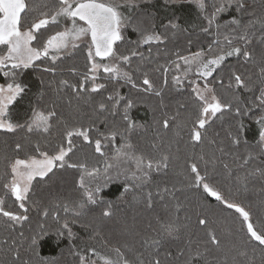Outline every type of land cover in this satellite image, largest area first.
Masks as SVG:
<instances>
[{
    "label": "trees",
    "instance_id": "obj_1",
    "mask_svg": "<svg viewBox=\"0 0 264 264\" xmlns=\"http://www.w3.org/2000/svg\"><path fill=\"white\" fill-rule=\"evenodd\" d=\"M28 2L34 11L27 16L22 15L25 28L40 18L42 11L48 10L43 5L51 7L57 0ZM194 2L195 0H166V3L162 0H140L139 8L134 10L133 20L142 21L139 23L141 28L154 25L155 31L165 38L164 43L137 45L140 36L129 27L124 31L126 39L115 45L118 55H130L134 50L143 53L144 59L140 56L131 57L130 63L121 64V67L132 73L138 88L145 87L142 80L143 74L147 73L157 90L163 88L161 96H156L152 91H138L123 81L118 83L102 70L96 73L97 79L94 82L89 80L86 83L85 91L74 90L71 85L78 89L84 75H90V64L86 56L87 43L80 44L70 55L62 56L55 65L45 59L43 63L38 61L37 66L24 72L21 79L26 88H36L28 93L31 95L25 103V106L29 105V109L24 123L31 119L34 109L45 113L55 111L56 116L50 121L52 127L48 133H27L26 129H19L15 133L0 131V197L5 199L6 210L22 211L10 193L4 195L7 191L4 184L11 179L9 165L13 159L32 155L40 158L35 150L37 144L40 151H47L52 155L58 146L67 147L66 129L87 126L93 122L103 133L124 132L128 127L123 119L125 101H121L115 116L97 110L99 102H106V97L118 90L125 100L132 101L133 106L128 109V116L135 124L130 141L136 153L154 161H160L167 156L168 168L153 172L152 182L144 191L125 192L122 180L110 182L99 194L101 203L88 205L78 217L71 213L65 214L61 210V221L64 218L77 220V223L71 225L73 233H86L88 238H100L110 248H120L125 257L134 264L137 261L147 264L153 255L161 259V264H185L193 252L204 253L206 264H264V246L249 239L241 224V218L234 209H228L202 187L193 186L194 174L189 167L191 163H197L201 174L207 176L210 186L220 191L228 200L240 203L250 211L258 230L264 227V144L259 142V125L255 122L258 110L248 115L242 113L240 116L234 111L240 106L236 102L237 95L246 106L254 94L244 89L234 91L228 86L231 74L235 72L242 77L250 76L256 82L258 94L259 64L264 59V42H261L260 37L264 35V26L256 23L249 29L248 35L252 44L248 50L253 53L251 60L245 62L243 57H230L209 78L210 86L215 89L222 103L231 102L233 108L208 119L206 128L201 130L203 140L197 143L190 139V133L199 114L201 102L197 100L187 81L183 85L174 86L173 75L181 73H176L174 69L166 74L157 70L161 65H170L176 59L175 53L189 55L201 49L206 50L212 43L214 35L201 31V27L206 24L202 14L193 17L180 11L183 6L190 7ZM205 2L208 3V0ZM249 3L255 15H245L244 21L264 19V0H249ZM232 15L237 13L231 11L222 15L221 20ZM169 21L178 23L182 30H166L165 26ZM64 27L63 23L50 24L46 30H42L41 41ZM52 66L57 69L55 73L42 70ZM165 79L168 81L166 87ZM187 79L197 78L189 75ZM217 79H222L223 85L217 83ZM62 81H68L69 86H65ZM197 81L201 83L199 79ZM3 82L0 79V83ZM93 83H104L106 88L92 93ZM232 83L234 85V80ZM25 100L26 96L22 102L19 99L18 104L22 105ZM165 119L169 121L168 128L163 127ZM90 137L95 139L97 133L91 132ZM234 137L240 138L239 145L232 143ZM17 143L24 146L23 150L16 148ZM115 143L123 146L124 140L117 137ZM73 145V153H69L70 159L66 157L69 163L85 162L90 169L93 166L101 169L99 181H90L93 186L96 182H103L105 160L118 164L113 159L111 146L106 149L108 156L101 158L94 153V146L83 142L80 137H73ZM221 148L223 152L220 151ZM249 155L252 159L241 167L243 159ZM109 172L114 175L115 169ZM82 174V170L66 166L63 169H54L43 179H35L27 202L30 220L23 225L16 224L14 228H9L8 225L12 222H6V218L0 216V264H11L13 256L10 249H19L23 258L31 260L32 264H81L83 256L73 237L70 238L66 231L63 235L58 232L60 222L55 218V209L63 203L75 207L79 201L86 200L79 187ZM146 191L153 193L151 207L147 206ZM158 192L160 195H157ZM45 210L50 213L48 217L43 216ZM103 210H109L112 214L105 217L101 214ZM199 219L208 221L207 228L199 225ZM41 224L45 226V230L36 249L38 255L26 252L30 238L40 232ZM165 224H172L178 229L173 231L178 239L164 233ZM208 230H214L221 240L220 251L207 244ZM21 232L24 236H20ZM153 238L161 240L158 251L157 246L150 244ZM5 239L8 244L3 243ZM146 239L149 240V245L144 244ZM13 240L16 241L15 244ZM206 247L210 249L207 252Z\"/></svg>",
    "mask_w": 264,
    "mask_h": 264
},
{
    "label": "snow or ice",
    "instance_id": "obj_2",
    "mask_svg": "<svg viewBox=\"0 0 264 264\" xmlns=\"http://www.w3.org/2000/svg\"><path fill=\"white\" fill-rule=\"evenodd\" d=\"M195 2L206 21V24L201 27V31L205 34L212 33L214 35L212 43L208 45L206 50L201 49L189 55L175 53L176 59L172 60L170 65H161L157 70H162L166 74L174 69L176 73H181L180 75H173L174 86L183 85L186 81L192 86L195 97L201 102V108L194 121L190 139L199 143L203 140L201 130L206 128L208 117H215L218 113L233 108L231 102L222 103L216 95L215 89L210 86L209 78L213 77V74L217 73V70L221 69V66L230 57H243L245 62L252 59L253 53L248 50L252 40L248 32L256 23L264 26V19L244 21L245 15H255L251 11L249 0H208V3L205 0H195ZM139 4L140 0H57V3L51 7L43 5L48 10L42 11L40 18L25 28L22 22V14L27 16L29 12L34 11L28 0H0V79L4 81L0 83V131L9 133H15L19 129H26L27 133H48L50 131L52 127L50 121L56 116L55 111L45 113L42 110L34 109L31 119L26 123L14 122L11 118L10 109L26 94V85L22 82L21 77L26 70L37 66L38 61L43 63L47 59L55 65V62L61 59L63 55H70L71 51L78 49L80 44L77 41H81L85 37H90L86 45L90 75H84L78 89L75 85H71L74 90L78 92L85 91L86 83L89 80L94 82L97 79L96 73L102 68L104 73L109 74V78L116 80L118 83L123 81L133 88H137L138 91L145 93L152 91L156 96H161L163 88L157 90L148 78L147 73L143 74L144 78L142 80V85L145 87L138 88L133 80L132 73L121 67V64L128 65L131 57L140 56L141 59H144L143 53L134 50L130 55H118L114 47L117 42L126 39L124 31L129 27L138 32L140 36V39L136 42L137 45L142 43L151 46L153 43H164L165 38L155 31L154 25L149 28H141L139 23H142V21L133 20L134 10L139 8ZM231 11H234L237 15H232L222 21L221 16ZM61 22H70V26L66 23L63 30L56 31L41 41L42 30H46L50 24L58 25ZM165 27L166 30H182L180 25L173 21H169ZM260 40L264 42V35L260 37ZM96 58L108 59L114 62L101 64L97 62ZM42 70L48 73L57 71L55 66L44 67ZM72 71H75V69ZM189 75L203 80V89L197 83V79L188 80ZM216 82L221 85L224 83L222 79H217ZM62 83L69 86L68 81H62ZM167 84L168 81L165 79L164 87ZM258 85V94H256V82H253L250 76L242 77L241 74L235 72L231 74L228 84L234 91L244 89L254 94L246 106L237 95L236 102L240 106L236 107L234 111L237 116H240L242 113L248 115L258 110L255 122L259 125V142L264 144V59L259 64ZM104 88H106L104 83H93L91 92L98 93ZM209 93H211L210 96ZM121 101H125L123 119L128 125L123 133L117 131L100 132L94 122L87 126L81 125L78 128L66 129L67 147L58 146L54 154L49 155L47 151H40V146L37 144L35 150L41 157L40 159L32 155L26 158H15L10 162L11 179L4 184V188L7 190L4 195L7 196L10 193L14 197V202H18V208L22 211L6 210L5 199L0 197V216L6 218V222H12L8 225L9 228H14L16 224L23 225L30 220L27 214L29 211L27 202L32 191L33 181L37 177L41 179L47 177L56 168L63 169L67 166L80 169L83 172L79 179V187L83 190V196L86 200L79 201L75 207L69 203H63L57 205L55 209V218L60 222L59 234L63 235L66 231L70 238L75 235L71 225L77 223V220L64 218L61 221L59 215L61 210L65 214L71 213L78 217L88 205H97L102 202L99 194L110 182L122 180L125 192L129 190L144 191L152 182L153 172L168 168L167 156H164L160 161H154L151 158H146L143 154L136 153L135 147L130 141L131 133L135 128L134 122L128 116V109L133 106L131 100H125L118 90H114L106 97V102H99L97 110L115 116ZM163 127H169L167 119L163 121ZM91 132L97 133L95 139L90 137ZM73 137H80L83 142L93 145L94 153L101 158L108 156L106 149L111 146L113 159L121 161V163L113 164L105 160L103 182H96L93 186L90 181H99L101 177L99 167L93 166L90 169L85 162L69 163L66 160V157L70 159L69 153H73ZM117 137L124 140L123 146L116 145ZM232 143L239 145L241 140L239 137H234ZM23 147L20 143L16 144L17 149L23 150ZM220 151L223 152L224 150L221 148ZM251 159V155L244 158L240 166L243 167L248 164ZM189 167L191 173L194 174L193 186L196 188L202 187L206 193L217 201H221L228 209H234L239 214L241 224L249 239L264 246V227L260 230L257 229L251 212L246 210L240 203L228 200L220 191L210 186L207 182V176L201 174L197 163L193 162ZM224 167L228 168V165L224 164ZM113 169H115L114 175L109 172ZM245 179L247 178L245 177ZM164 191L166 192L167 189L165 188ZM157 195H160V193L158 192ZM152 196L151 191L145 192L148 207L152 206ZM161 199H163V196H161ZM49 214L48 210L43 212L44 217H48ZM101 214L108 217L112 213L109 210H103ZM198 223L207 228L208 221L206 219H199ZM81 226L85 227L84 225ZM39 228L40 232L30 238L29 247L25 249L26 252L38 255L36 249L45 226L41 224ZM163 230L167 236L178 239L173 235V231H178L174 228V225L165 224ZM20 236H24V233L21 232ZM207 237V244L220 251L222 242L215 231L208 230ZM3 243L8 244V240L5 239ZM15 243L16 241L13 240V244ZM144 244L149 245V240H144ZM150 244L157 246L156 250L158 251L161 240L153 238ZM10 250L13 256L11 264H32L31 260L23 258L19 249ZM209 250L208 247L205 248V252ZM93 251L95 252L94 249ZM113 251L115 258L100 256L104 264H134L133 261L125 257L120 248H114ZM96 255H99V253H96ZM181 255H183V252ZM241 255H246V253H241ZM81 264H95V261H86L84 257H81ZM136 264H144V261H137ZM147 264H161V259L157 255H153ZM185 264H206L204 253L193 252Z\"/></svg>",
    "mask_w": 264,
    "mask_h": 264
},
{
    "label": "rangeland",
    "instance_id": "obj_3",
    "mask_svg": "<svg viewBox=\"0 0 264 264\" xmlns=\"http://www.w3.org/2000/svg\"><path fill=\"white\" fill-rule=\"evenodd\" d=\"M162 1H163V3H166V0H162ZM194 3L195 4L190 6V7L183 6L184 8H181L180 11L186 16L193 15V17H196L201 12L197 7L196 2H194ZM166 10H167V8H166ZM61 23H63L64 25H66V23H67L68 26H70V22H61ZM89 40H90V37H85V38H83V40L77 41V43H79V44L88 43ZM73 51H71V53ZM96 60L98 63H101V64H108V63L114 62V61H110L108 59L103 60V62H102V60H99V58H96ZM100 70L103 71L102 68ZM200 81H201V83L198 81H197V83H199L201 89H203L204 81L203 80H200ZM32 90L35 91L36 88H26V94L21 99V102H22L26 96V100L24 101V103H22V105H19L18 104L19 101H18L10 109L11 118L13 119L14 122H18V123H24L25 122L24 119H25L26 113L28 112V109H29L28 108L29 105L26 104V106H25V103L28 102L29 97L31 95L28 93H29V91H32ZM210 95H211V93H209V96ZM211 117L212 116H209L208 119H210ZM40 158H38V159H40ZM117 162L120 163L121 161H116L115 163H117ZM37 178H40V177H37ZM74 234L75 235L73 237V240L75 241L76 247L78 248V251L82 254V256L85 258L86 261L91 260V261H95V264H104V261L100 259V256H108L109 258H115V253L113 251V248L108 247L104 242H102V240L100 238L95 237L93 239H90L87 237L86 233L78 234L75 232ZM93 249L95 250V252L93 251ZM96 253H99V255H96Z\"/></svg>",
    "mask_w": 264,
    "mask_h": 264
},
{
    "label": "water",
    "instance_id": "obj_4",
    "mask_svg": "<svg viewBox=\"0 0 264 264\" xmlns=\"http://www.w3.org/2000/svg\"><path fill=\"white\" fill-rule=\"evenodd\" d=\"M23 15V14H22ZM114 47H115V45H114ZM100 60H101V58H99ZM104 60H107V59H104Z\"/></svg>",
    "mask_w": 264,
    "mask_h": 264
}]
</instances>
